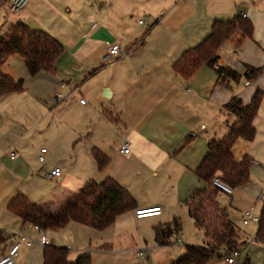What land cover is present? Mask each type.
<instances>
[{"label": "crops", "instance_id": "obj_1", "mask_svg": "<svg viewBox=\"0 0 264 264\" xmlns=\"http://www.w3.org/2000/svg\"><path fill=\"white\" fill-rule=\"evenodd\" d=\"M5 5L9 8L8 0H0V9ZM13 13L16 16H0V37L12 26L24 23L53 36L64 46V53L56 63L55 74L42 71L33 77L29 73L27 78L23 74L28 68L17 55L3 67L15 80H23L24 88L0 98V231L8 236L0 244V258L23 231L33 243L30 247L22 246L17 264H44V246L39 237L35 239L27 233L28 229H38L25 226L19 216L8 210L19 194L56 213L93 180L76 177L71 169L66 175L62 172L50 178L51 171L58 167L54 160L58 141L45 138L42 131H37L45 116L59 107L51 105L43 95L49 92L50 84L58 85L62 81L60 87L65 90L70 83L64 77L72 81V77L82 76L96 79V89L89 91L92 104L81 103L84 97L78 103L88 122L85 128L72 124L63 134V147L69 145L70 151L75 152L77 145H84L83 149L90 155L95 147L107 154L110 163L98 170L103 181L111 177L128 189L136 208L118 216L114 224L100 231L79 223L97 234L87 239L84 243L87 245L68 243L72 248L70 259L89 253L93 264H172L190 245L179 253L171 246L176 242L172 237L163 245L158 241L148 242L149 233L139 228V223L152 217L139 219L135 210L161 206L162 214L153 217H162L165 213H169L166 218L177 217L174 210L184 206L197 191L194 189L206 188L195 170L206 156L209 142L224 137L234 121L224 106L234 97L249 104L256 91L264 89V72L252 81L242 78L224 84L208 65H202L186 79L176 73L174 64L186 50L212 33L215 22L246 14L254 23L253 39H245L241 45H237V38L227 41L218 51L219 64L241 74L248 66H264V7L263 11L256 10L248 0H29L19 12ZM113 44L121 46L120 57L101 68L103 56ZM34 79L49 87L32 86ZM63 83L66 86L62 87ZM78 92L75 85L68 95L62 94L67 99ZM18 101L24 105L22 116L11 111V105ZM41 108L45 110L39 115L37 110ZM32 120L35 121L30 124ZM254 124L257 130L254 140L239 139L233 154L238 161L245 156L256 160L258 163L250 167L252 180L255 177L261 180L264 177V98ZM190 134L194 138L183 146ZM43 139H50L51 149L45 154L41 150L46 147L40 144ZM124 139L130 145L129 156L120 151ZM12 151L17 154L14 159ZM42 155H45L44 161L40 160ZM77 157L70 162L76 169L79 163H87L90 170L97 166L92 155L93 161L87 162ZM56 179L60 188L47 190V185H57ZM252 180L233 189L231 195L239 189L246 194L255 188L259 190ZM261 196L259 193L254 198L263 199ZM72 223L77 222H70L65 228ZM60 231L52 233L59 237ZM177 239L183 243L180 237Z\"/></svg>", "mask_w": 264, "mask_h": 264}, {"label": "trees", "instance_id": "obj_2", "mask_svg": "<svg viewBox=\"0 0 264 264\" xmlns=\"http://www.w3.org/2000/svg\"><path fill=\"white\" fill-rule=\"evenodd\" d=\"M254 23L242 15L232 20L215 22L212 33L200 44L186 50L174 64L176 73L183 78L191 77L202 65L212 67L218 74V81H239L242 78L252 81L264 72V66H248L241 74L238 71L219 64V49L229 40L237 38V45L245 39H253ZM64 53V46L53 36L42 30H34L24 23L10 28L0 37V98L6 94L20 92L24 88L23 80H15L3 67L14 56L23 58L30 75L36 76L42 71L56 73V63ZM264 98V89L256 91L249 104L234 97L224 106L225 111L234 118L229 124L228 133L221 139L209 142L208 152L195 170L198 179L207 184L205 189L197 190L185 202L189 216L196 225L204 230L203 245H190L187 252L172 264H208L219 254L223 247L234 248L238 244V232L230 219L228 209L217 201L220 189L214 186L217 177L232 189L251 181L252 159L245 156L241 161L235 159L233 148L239 139L253 141L256 137L254 124ZM194 134L187 136L188 144ZM182 146V147H183ZM92 156L98 170H103L111 158L99 148L92 149ZM136 208L133 195L114 178L108 177L103 182L88 181L84 187L56 213H51L44 206L33 202L24 194H19L8 206V210L19 216L25 226L32 225L47 232H58L70 222L103 230L116 221L118 216ZM181 230V222L175 217L171 224L157 229V241L162 245ZM255 239L264 243V197L260 221ZM8 236L0 231V244ZM72 248L57 246L53 242L44 245V264H93L89 253L70 259ZM248 264V263H246Z\"/></svg>", "mask_w": 264, "mask_h": 264}, {"label": "rangeland", "instance_id": "obj_3", "mask_svg": "<svg viewBox=\"0 0 264 264\" xmlns=\"http://www.w3.org/2000/svg\"><path fill=\"white\" fill-rule=\"evenodd\" d=\"M259 1L260 0H248V2H250V5L256 10L263 11V2L262 0L261 2ZM0 16L10 18L16 16V13L11 12L8 6L5 5L2 7V9H0ZM119 57L120 54L118 57L113 58L109 61H102L100 67L102 68L110 65L112 61L116 60ZM23 75L27 78L30 76L27 70L26 74ZM63 80L70 83L68 88H66L65 90H61L60 85L62 81H59L58 85L54 82L50 84V86L52 87L50 88L49 92L47 94H43L45 95L46 100L51 105H53L54 107H59H57L56 112H50V114H47L45 116L44 120L39 123L37 131H42L45 138H54L58 141L56 150L57 152L55 153L54 160L57 162V168H60V170L63 172V175H66V172L71 169L73 175L76 177H90L91 179L99 183L103 182L102 173L98 171L96 165H94L95 167L91 170L88 167L87 163H79L77 169L76 167L71 165V160L73 159V161H76L78 158L77 156H79L80 160H85L86 162L90 160L93 161V159H91L92 154L90 155V153L86 152L83 149L84 145H77L75 152H71L69 145L63 147L64 144L62 142V138L64 136L63 134L66 130H69V128L72 127V124H75L77 127L85 128V124L88 121L85 115V111L82 108H79L78 103H80L79 99L81 97H84L83 99L89 103L88 106L92 104L93 99L91 98L89 91L91 92L90 88L94 90L96 89V79L88 80V78L86 79L85 77L77 76L75 78L72 77V81L69 80V77H64ZM75 85H77L79 89V92L75 97H68L67 99H64L62 101H58L55 98L56 93L59 91H62L65 96L68 95L71 88H73ZM32 86L38 88H44L47 86L49 87V85L47 84L46 86H44L42 83H40V79H34ZM23 106L24 105L22 104V102L18 101L16 104L11 105V111L14 112L16 116H22ZM43 106H45V104H43ZM64 107L67 109H65ZM44 110L45 108H41V110H37V113L40 115ZM34 121L35 120H32L30 124L34 123ZM40 144L46 147L48 150L51 149L49 146L50 139H43ZM54 166L55 164L53 165V167ZM256 179L257 178L255 177V180H252L251 175V180L254 184L258 185L260 191L258 190V188H255L252 190L251 194L249 193V191H247L249 194H246V191H242V189H239L231 195L220 190L217 195V201L222 206L228 209L230 219L234 222L238 232V244L234 248L241 251V256L237 258L235 264H264V243H261L255 239L258 229V223H250L249 225H244L242 221L243 212L251 209L250 207H253L256 214L261 213L262 199H255L254 197L257 198L259 193L262 194V198L264 197V177L261 180ZM58 181L59 179H56L54 181L55 183H57V185L55 186L47 185V190L59 189L60 186H58ZM63 187L64 186L62 185L61 189H63ZM198 189H200V187L194 189V191ZM174 211V215L177 216L181 222L182 229L181 231L177 232V234H174L172 236V241H176L173 245H171L172 248H175V251H178L179 253H183L184 250L186 251L187 245H203L205 243L204 230H199L196 227L194 221L188 214L185 203L183 207L176 208ZM240 211L243 212L241 213ZM168 214L169 213H165V215H163L162 217L143 219V221L139 223V228H142L149 233L148 242L156 243L157 229L166 227L174 219L173 217L166 218ZM27 233L35 239L39 237L38 231L28 229ZM95 234H97V232L90 227L80 225L79 223H72L69 227L60 231L59 237H56L57 235H54V233L52 232L48 233L47 236L52 239L55 245L62 247L69 246L68 243L72 242L73 244L75 243L76 246L87 245L84 243L87 242L88 238L93 237ZM179 237L182 239L183 243H178L177 238ZM220 255L222 257H220L219 254L214 256L209 264H225V255H223L222 253Z\"/></svg>", "mask_w": 264, "mask_h": 264}, {"label": "built area", "instance_id": "obj_4", "mask_svg": "<svg viewBox=\"0 0 264 264\" xmlns=\"http://www.w3.org/2000/svg\"><path fill=\"white\" fill-rule=\"evenodd\" d=\"M28 1L29 0H8L9 8L12 12H19L28 3ZM241 15L243 17H246V14H241ZM140 23H144V20H141ZM121 50L122 48L119 44L110 45L107 49V52L103 56L104 61H108V60H111L112 58L118 57ZM231 52L233 54H237L235 49H232ZM64 86H66L65 83L62 84V87ZM56 98L58 101H62L65 99L64 95L61 92H58L56 94ZM81 103L85 104L86 101L84 99H81ZM41 151L43 154H45L47 153L48 150L47 148H42ZM120 151L126 156H129L131 154L130 145L127 139H124V141L122 142ZM16 156H17L16 152L12 151L11 158L14 159ZM44 159H45V155H42L40 157V160L44 161ZM251 161L252 163H258L256 160H253V159ZM61 173L62 171L60 170V168H55L51 171V173L49 174V177L52 178V177L60 176ZM213 184L218 189L226 193H229V194L233 193V189L230 186L224 184L219 178H215L213 181ZM142 209L135 210V216L139 219L146 218L147 216L145 214L152 215L148 217L159 216L162 214V211H163L161 206H157V207L150 208L147 210H142ZM144 211H149V212L145 213ZM242 221L244 225H248L250 223H258L260 221V216L256 215L253 209H249L243 212ZM29 226H32V225H29ZM35 228L38 229L39 231L40 244L43 246L50 244L51 241L48 238L47 234L44 231L40 230L39 228L37 227ZM32 243H33V240L27 234H25V232L23 231L20 232L17 240L11 244L8 251L0 258V264H17V260L20 256L22 246L26 245L30 247ZM220 252L223 255H225L224 260L227 264H235L237 261V258L241 256V251L239 249L230 248V247H223Z\"/></svg>", "mask_w": 264, "mask_h": 264}, {"label": "bare ground", "instance_id": "obj_5", "mask_svg": "<svg viewBox=\"0 0 264 264\" xmlns=\"http://www.w3.org/2000/svg\"><path fill=\"white\" fill-rule=\"evenodd\" d=\"M144 209H145V208H144ZM144 209H142V210H144ZM146 210H147V209H146ZM144 212L146 213V212H149V211H144ZM145 215H146L147 217H148V216H152V215H148V214H145ZM153 215H155V214H153Z\"/></svg>", "mask_w": 264, "mask_h": 264}]
</instances>
